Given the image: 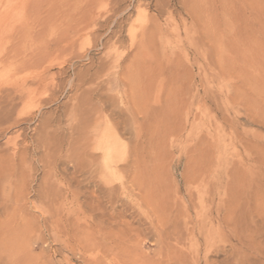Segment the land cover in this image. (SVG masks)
<instances>
[{"label": "rangeland", "instance_id": "obj_1", "mask_svg": "<svg viewBox=\"0 0 264 264\" xmlns=\"http://www.w3.org/2000/svg\"><path fill=\"white\" fill-rule=\"evenodd\" d=\"M22 56L36 67L20 70ZM8 88L15 107L0 112L12 110L20 124L0 135V264H166L152 240L110 228L106 201L98 217L119 248L73 249L65 226L89 239L92 219L85 206L64 202L67 161L50 164L44 144L66 149L79 139L70 128L87 118L100 127L79 145L110 136L156 202L185 197V179L200 170L231 171L245 233L226 232L206 258L201 244L186 248H199L209 264H264V0H0V102ZM145 195L129 206L156 223ZM125 221L140 227L129 213Z\"/></svg>", "mask_w": 264, "mask_h": 264}, {"label": "bare ground", "instance_id": "obj_2", "mask_svg": "<svg viewBox=\"0 0 264 264\" xmlns=\"http://www.w3.org/2000/svg\"><path fill=\"white\" fill-rule=\"evenodd\" d=\"M50 16L52 15L50 14ZM92 31H94V29ZM65 37H66V34H65ZM21 52L24 53V51H21ZM20 62H21L20 70H22V68L32 69L31 67H36L37 65V61H35L33 58L23 57L22 61ZM16 88L17 87H15L14 89V93H15ZM21 90L22 88L20 89V91ZM5 94H6L5 97L9 98L11 95V89L10 88L6 89ZM7 98L4 99V97L2 96L3 102L2 101L0 102V105H2V107L5 105L4 107L5 111L6 109H8V107L9 109L10 108L14 109L15 103L17 100L15 96L13 98H9L10 100ZM22 98L23 97H21V99ZM10 111L7 114L3 113L2 115L0 112V135H2L3 132L11 129L12 127L14 128V126H17L20 124L19 120L12 119ZM125 123L126 122H123V124ZM4 125H7L9 127L3 128ZM99 127H100L99 123L90 118H87L85 120L83 119L82 121L77 120L75 126L70 128V136H71V139H73L75 135L79 136L78 141L75 139L69 141L67 143L66 149H64L63 145H60V146L57 145V147L55 146L56 148L54 150H51L50 147L46 145V143L44 144L45 151H48V150L51 152L53 151L52 153L48 152L49 154L48 158L50 156V160H47V161L50 164L51 162L52 164L54 162L57 163L62 158H65V160L67 161L66 162L67 165L63 171L65 178L62 183L63 184L62 185L63 186V196L62 197H63L64 202L67 203L68 201L71 200L73 204L76 202L77 204L81 205V208H84L85 206L88 209L87 212L91 216L90 220L92 219L91 221L92 224L91 225L87 224V229H86L87 232H89V235L92 236V238H89V239H79V234L77 233L82 229L81 227L67 228V226H65L66 236H68V238L72 240V242L74 243V245L72 246L74 250L78 246H82V250H84L85 252L89 250L97 249V248L99 249L101 248L100 250L102 251V250H105L104 248L109 241H110V246H112V248H116V247L119 248L120 246V243H118L119 239L115 237L114 235H112V233H110L109 235L108 233L105 232V230H107V227H105V222H103L102 218L98 217L99 216L98 213H100V211L101 212L106 211L105 210L106 208L102 206V202L104 201H106V205L108 204L110 205V228H112L115 224L120 227L122 226L126 227L127 230L125 233L127 234L129 240L133 238L135 241H139L140 238L142 237L145 239L147 238L149 240H152L159 247V250L161 254L163 255V258L166 259L165 260L166 264H188L189 262H191L192 264H202V261L204 262L203 264H209L208 261L206 260L204 261L206 256L209 255L208 250L210 249L208 248L211 247L216 242H221L222 237L224 236L226 232L235 238H240V235L241 237L243 236V234L245 233V229L244 228L242 229V227L244 226L241 227L242 224H239L242 217L240 219L239 214L237 213L238 214L237 215L236 210L234 209V207L236 208V205H237L235 201L236 200L239 201V198L236 199L237 197L236 194L238 193L237 192L238 190L234 188L235 187L234 183H236L235 182L236 179H235V176L231 173V171L217 170L216 173L213 174V173H210L209 170H202V171L200 170L196 174L197 176L193 179V181L187 180L188 178L185 179V184L187 185L186 186L187 192H186L185 197L182 198L181 196V198L179 197V199L177 200H170L169 195L167 194L168 197H165L166 196L165 194L161 200L159 199L158 202H156L152 198L153 193L149 194L147 191L145 192L148 186L145 184L147 188H142V184L138 180V175L134 177L131 176V174L133 175L134 173L135 175L136 173V168H137L136 163L137 162H134V164L132 165L122 163L125 161V160L122 161L121 159L124 156H122L121 154H118L117 153L118 151H116V149L112 147V145L110 144V140H109L110 136L109 137L103 136L104 138H102L98 144H96L92 140H86L83 144L79 145L80 139H82V137H87L89 136V134L97 132ZM107 131L108 130H106V135H107ZM102 134H101V137H102ZM123 150H125V148ZM101 158L105 159L102 165L100 164ZM110 158L111 160H114V163L116 162L115 164L118 163L122 167H120V165H114L112 168H110ZM48 166H51V165H48ZM131 168H133V170ZM225 177L228 178V182H227V185L222 187V181H223V178ZM114 180H119V181L125 180V182H123L122 185H120V187H116V185L113 183ZM197 182H199V184L193 188V184ZM82 187H83V190H81ZM137 191L138 193H136ZM144 193L146 194L145 197H143L144 201L148 207H151L154 210L156 223L152 222L151 219L147 217L143 218L141 215L137 214L134 208L129 206V201L134 203V201L131 199L132 197L134 196L140 197ZM81 196L87 197L88 201L85 203L84 202L81 203L79 199ZM100 199H102V201ZM218 200L223 203L222 205L221 204L217 205V208L214 211L215 204ZM57 205L58 204L56 203L55 206L57 207ZM117 205L118 207H125V209L121 213H118V214H116ZM62 209L60 210L62 211ZM55 212L57 213V215L60 214L59 210H56ZM128 213L130 214L131 217L137 219V222L140 225L139 228L134 229L131 227L132 223L125 221L126 215ZM191 213H194V216ZM204 213L208 215L206 216ZM102 216H103V213H102ZM59 225L61 227V224ZM245 227L248 228V226H245ZM122 239H124V236ZM189 243L191 245H193L194 243L198 245L201 244L206 254L205 258H202L201 251L199 248L194 251L188 250V248H186V245ZM121 247L123 249V246ZM79 253H80V250H79ZM110 255H112L110 256V261H113L117 258L115 256V253H111ZM103 259L107 261L108 257L103 256ZM96 262H97V258H93L90 264H96Z\"/></svg>", "mask_w": 264, "mask_h": 264}]
</instances>
